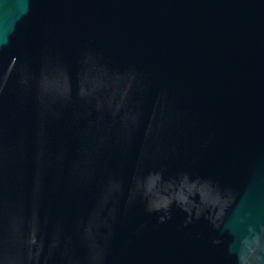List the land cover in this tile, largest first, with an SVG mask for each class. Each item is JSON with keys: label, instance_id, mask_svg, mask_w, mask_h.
Instances as JSON below:
<instances>
[{"label": "water", "instance_id": "water-1", "mask_svg": "<svg viewBox=\"0 0 264 264\" xmlns=\"http://www.w3.org/2000/svg\"><path fill=\"white\" fill-rule=\"evenodd\" d=\"M0 264H264V0H0Z\"/></svg>", "mask_w": 264, "mask_h": 264}]
</instances>
